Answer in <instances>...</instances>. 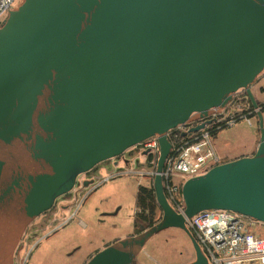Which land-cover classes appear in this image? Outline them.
I'll return each mask as SVG.
<instances>
[{
  "label": "water",
  "instance_id": "95a60500",
  "mask_svg": "<svg viewBox=\"0 0 264 264\" xmlns=\"http://www.w3.org/2000/svg\"><path fill=\"white\" fill-rule=\"evenodd\" d=\"M262 73L264 0H23L0 26V264H15L26 228L81 174L152 136L160 219L84 264H133L169 227L191 243L182 264H209L187 225L206 209L264 224V120L251 93ZM241 89L255 109V150L184 180L176 211L163 187L167 133Z\"/></svg>",
  "mask_w": 264,
  "mask_h": 264
},
{
  "label": "built area",
  "instance_id": "2783aa9c",
  "mask_svg": "<svg viewBox=\"0 0 264 264\" xmlns=\"http://www.w3.org/2000/svg\"><path fill=\"white\" fill-rule=\"evenodd\" d=\"M20 3V0H0V26L8 12ZM238 93L239 91L234 94L232 101L237 109L241 106L247 107L246 109L238 112L230 110L231 101L225 109L215 110L208 117L191 123L179 124L167 133L171 150L162 172L163 187L168 202L176 211L182 212L184 209L180 192L183 181L203 174L213 165L223 161L214 148L212 132L233 126L243 119L250 126L254 124L250 116L255 109H250L249 105L245 106L243 95L238 97ZM203 122L205 125L202 128L189 131L191 127ZM128 150H135V154L130 158H124L122 155L125 153H123L122 157L119 156L122 165H118L119 160H114L111 169L104 176L88 173L86 177L80 179V189H76L79 180L77 179L75 186L69 192L72 203L69 214L61 216L60 212H57V215L52 217L53 221L61 219L57 228L64 226L78 214L84 198L89 193L88 190L117 174H137L140 177L153 178L159 153L157 137L147 138ZM143 156L144 160L141 159ZM177 178L180 180L177 181ZM84 181L88 184L85 185ZM187 225L204 251L209 264H264L262 222L227 209H206L188 218Z\"/></svg>",
  "mask_w": 264,
  "mask_h": 264
},
{
  "label": "rangeland",
  "instance_id": "374dc122",
  "mask_svg": "<svg viewBox=\"0 0 264 264\" xmlns=\"http://www.w3.org/2000/svg\"><path fill=\"white\" fill-rule=\"evenodd\" d=\"M23 0H20L22 2ZM19 5V4H18ZM17 5V6H18ZM251 93L256 101L264 102V74H260L257 78L256 82L251 86ZM243 95V96H242ZM242 96L244 98L245 106L249 104L247 94L244 90H239L238 97ZM248 103V104H247ZM247 107H237L235 103L231 104L230 110L238 112L242 109H246ZM254 109V108H253ZM255 114V112H253ZM251 114L250 118L253 119V123L257 125V118L255 115ZM263 120H264V112H262ZM253 125V126H254ZM253 126H250L246 120H240L237 124L225 127L223 130H220L216 134V138L214 139V148L216 152L220 155L219 151L227 148H232L235 145H244L250 138V135H246V132L251 131ZM256 141L259 140V131L256 133ZM130 150H127L125 154L122 156L124 158H130L131 155L129 154ZM120 156V157H122ZM221 156V155H220ZM120 157L113 160H108L105 164H100L95 171L98 169V174L100 176H104L109 172V168L105 167L106 165L111 166V163L114 160H119ZM144 160V156L141 157ZM118 165L121 166L122 163L120 160L118 161ZM143 165V163H142ZM132 166V163H131ZM88 174H81L78 177L77 187L76 189H80V179L86 177ZM138 184H145L147 179L149 182L151 177H140L139 175L135 174H124L122 176H115L109 179L106 182L101 183L100 185L96 186L92 192H95L97 189V193L93 196V199H90L89 202L93 203L99 201L95 204L96 213L101 218V223L103 224L104 228H106L107 233L111 234L112 232H119L121 229H127L130 225V218L132 209L134 207L133 198L131 195V190H127L126 192L122 193L119 191L124 190L127 184L133 186L134 180ZM113 184V188L116 189V192L105 191L108 190ZM126 185V186H125ZM104 192V193H103ZM106 192V193H105ZM82 195V194H81ZM71 194L68 193L64 197H59L56 202L55 206L46 214L39 215L37 218L33 220V222L27 227L26 232H24L18 247L15 251V264H34L35 258L37 257V247L40 244V248L44 247L48 242H50L49 237L52 236L54 229L59 225L61 219L55 220V222L51 221L50 223L48 220L52 219V217L56 216L57 212H60V205L66 204V206L72 207L71 203ZM91 196H87L84 198L81 206L84 207L85 201L87 198ZM122 201V202H120ZM102 207L112 208L111 210H103ZM84 204V205H83ZM81 208V207H80ZM82 210V209H80ZM78 215H76L71 222H77L79 224H83L81 218V211H78ZM106 212V215H103ZM69 213H67L68 215ZM66 216V215H64ZM69 221V222H70ZM68 222V223H69ZM62 227V226H61ZM58 229V228H57ZM44 242V243H43ZM91 245H83L81 250L74 252L76 255L72 254L71 252L64 251L63 249H58L57 254L54 256V259H57L59 264H84L91 256L86 255L87 249H90ZM37 249V250H36ZM70 253V255H69ZM86 253V254H85ZM95 252H91V254ZM84 257V258H83ZM194 257V252L189 241L187 235L180 229L175 227L165 228L155 234L151 239L144 245L142 251L138 254V256L134 259L133 264H180L183 262H187L192 260ZM83 258V259H82ZM41 259V258H40ZM39 259V260H40ZM80 260H82L80 262ZM80 262V263H79ZM44 264H53L50 262H44Z\"/></svg>",
  "mask_w": 264,
  "mask_h": 264
},
{
  "label": "crops",
  "instance_id": "0c3cea01",
  "mask_svg": "<svg viewBox=\"0 0 264 264\" xmlns=\"http://www.w3.org/2000/svg\"><path fill=\"white\" fill-rule=\"evenodd\" d=\"M238 122H240V121H238ZM221 130H223V129H221ZM257 131H259L258 126L254 125L251 131L250 130H249V132L245 131L246 135H250V138L246 144L235 145L232 148L220 150L219 153L221 155V159L224 161V160H230V159H233V158H236L239 156L252 154L256 148L257 143H258V141H256L257 140L256 139ZM216 134L213 136V143H214V139L216 138ZM102 164H105V163H102ZM105 167L108 168V165H106ZM98 170L95 172L96 174L98 173ZM179 180L180 179L177 178V181H179ZM114 183L115 182H113L111 184L110 188L108 190H105V191L116 192V189L113 188ZM127 183H129V182H126L127 186L125 185L126 187H124V190L119 191V192L124 193L127 190H131L133 203H135V193L137 190V186L139 184L135 180L133 182V186H131L130 184H127ZM148 183H149V179H147V182L145 184H148ZM87 184H85V185H87ZM93 190H94V188H92L91 190H88L89 193L87 194V196L89 195L91 197L87 198V200L85 201L86 202L85 205L83 204L84 207L81 206L80 209H82V210H79V211H81V213H80L81 218L80 219L82 220L83 224H79L77 222H74V221L71 222L70 221L69 223L65 224L64 226L56 229L55 232H53L52 236L49 237V239H47L50 242H48L44 247L40 248V244L37 247V249H39V250L37 251V257L35 258L34 264H44V262L45 263L46 262H50V263L53 262V264H59L57 259H54V256L57 254L58 249H63L64 251H67V252L70 251L71 255L72 254L76 255L74 252L81 250L83 245H87V244H90L91 248L87 249V254L86 253L85 254L86 255L90 254V256H92L93 253L91 254V252H96L97 250L103 248L107 244H109V243H111V242H113L119 238L133 234V214H134V210H135V204H134V207H133L132 213H131V218H130L131 222H130V225L127 227V229L123 228L119 232H112L111 234H106V236L104 235V233L105 232L107 233V231H106V228H104L103 224L101 223V218L97 215V213H96L97 209L95 207V204L98 203L99 201H96L93 203L89 202V200L93 199V196L98 192L97 189H96L97 192L96 191L92 192ZM120 202H122V201H120ZM100 205H101V209H103V210H111L112 209V208H108V207H102L101 203H100ZM59 210H60L61 216H64L70 212L71 207L66 206V204L61 203ZM103 215L107 216L106 212ZM50 220L53 221V219H50ZM69 255H70V253H69ZM81 261L82 260H80V262ZM183 263H185V262H183ZM180 264H182V263H180Z\"/></svg>",
  "mask_w": 264,
  "mask_h": 264
},
{
  "label": "trees",
  "instance_id": "16d2710c",
  "mask_svg": "<svg viewBox=\"0 0 264 264\" xmlns=\"http://www.w3.org/2000/svg\"><path fill=\"white\" fill-rule=\"evenodd\" d=\"M248 101H249V99H248ZM257 103H258V106H259L261 112H264V102L257 101ZM248 105H249L250 109H253V106H252L250 101H249ZM212 133L214 136L216 134V130L213 131ZM130 151H132L129 153L130 155L135 154V150H130ZM148 158L150 159V156ZM97 167L98 166L96 165L88 173H95L96 172L95 170ZM108 168L110 169L111 167L108 166ZM116 176H122V174H117ZM67 194H64L61 197H64ZM134 204H135V210H134V214H133V234L138 233V232L148 228L149 226L153 225L161 217L162 211H161V209H160V207L156 201L154 188L152 186V178L148 184H139L137 186ZM54 206H55V204H54ZM50 210H48L42 214H46ZM48 221L50 223L53 222V221L51 222V220H48ZM26 230H27V228H26Z\"/></svg>",
  "mask_w": 264,
  "mask_h": 264
},
{
  "label": "flooded vegetation",
  "instance_id": "af4514ba",
  "mask_svg": "<svg viewBox=\"0 0 264 264\" xmlns=\"http://www.w3.org/2000/svg\"><path fill=\"white\" fill-rule=\"evenodd\" d=\"M262 74H263V73H262ZM107 161H108V160H106V161H104V162H102V163H106ZM102 163H100V164H102ZM100 164H98V165H100ZM98 165H97V166H98ZM84 174H85V173H84ZM86 174H88V172H87Z\"/></svg>",
  "mask_w": 264,
  "mask_h": 264
}]
</instances>
